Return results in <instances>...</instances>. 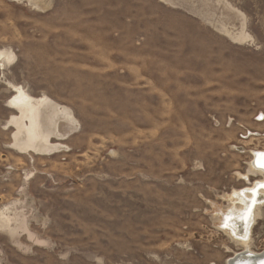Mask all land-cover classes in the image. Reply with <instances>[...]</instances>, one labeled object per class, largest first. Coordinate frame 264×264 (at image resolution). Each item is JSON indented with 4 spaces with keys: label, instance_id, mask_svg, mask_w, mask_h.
I'll return each instance as SVG.
<instances>
[{
    "label": "rangeland",
    "instance_id": "1",
    "mask_svg": "<svg viewBox=\"0 0 264 264\" xmlns=\"http://www.w3.org/2000/svg\"><path fill=\"white\" fill-rule=\"evenodd\" d=\"M0 52V264L241 252L215 211L264 151L235 147L239 126L264 130V0H0ZM10 85L54 102L56 154L10 149Z\"/></svg>",
    "mask_w": 264,
    "mask_h": 264
},
{
    "label": "bare ground",
    "instance_id": "2",
    "mask_svg": "<svg viewBox=\"0 0 264 264\" xmlns=\"http://www.w3.org/2000/svg\"><path fill=\"white\" fill-rule=\"evenodd\" d=\"M0 57L6 61L12 59V55L7 52H0ZM9 88L13 95L7 107L15 113L6 124L15 130L11 136L10 149L19 154H56L60 145L49 141L50 135L57 131L58 124L54 102L46 97L34 98L20 86L10 85ZM259 153L264 151L253 154V159L248 163V173L242 175L248 186L231 190L227 195L230 206L215 211L217 226L242 247L241 252L229 257L226 264H264V249L255 252L251 248V231L259 220L260 208L264 206V168L257 166L258 162L264 163V157L258 156ZM256 175L261 179L250 182L248 177Z\"/></svg>",
    "mask_w": 264,
    "mask_h": 264
},
{
    "label": "built area",
    "instance_id": "3",
    "mask_svg": "<svg viewBox=\"0 0 264 264\" xmlns=\"http://www.w3.org/2000/svg\"><path fill=\"white\" fill-rule=\"evenodd\" d=\"M255 122L256 123H262L264 122V114L258 113L255 116ZM239 143L236 147V150L239 152H245L244 149V143L255 140V141H264V130H249L244 126H239ZM250 152V151H248Z\"/></svg>",
    "mask_w": 264,
    "mask_h": 264
},
{
    "label": "snow or ice",
    "instance_id": "4",
    "mask_svg": "<svg viewBox=\"0 0 264 264\" xmlns=\"http://www.w3.org/2000/svg\"><path fill=\"white\" fill-rule=\"evenodd\" d=\"M258 156H260V157H264V153H259V154H257ZM257 166H259V167H261V168H264V163H259L258 162V165Z\"/></svg>",
    "mask_w": 264,
    "mask_h": 264
}]
</instances>
